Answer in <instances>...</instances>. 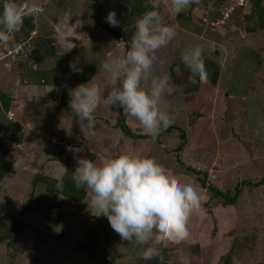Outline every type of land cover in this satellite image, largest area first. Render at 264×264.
Returning <instances> with one entry per match:
<instances>
[{"label": "rangeland", "instance_id": "1", "mask_svg": "<svg viewBox=\"0 0 264 264\" xmlns=\"http://www.w3.org/2000/svg\"><path fill=\"white\" fill-rule=\"evenodd\" d=\"M130 1L103 0L101 19L115 11L121 23L112 28L123 39L105 37L113 52L102 57L106 49L98 41L106 47L103 36L109 34L96 25L95 0H18L23 9L35 5L43 12L35 21L26 16L11 43L0 46V94L13 99L8 114L0 105V162L10 165L0 180V264H148L141 258L146 246L122 241L108 219L93 216L87 202L68 201L52 182L66 184L67 175L74 185L77 158L98 161L120 152L154 158L173 178H190L200 194V209L190 219V226L202 230L200 238L192 230L186 242L194 243L169 242L158 249L163 264H224L220 258L233 244V264L263 263L264 182L258 184L264 181V28L258 10L264 0H200L177 15L170 0H156L163 21L176 31L157 55L167 59L178 88L165 102L174 120L170 127L186 133L180 154L179 131L155 140L127 138L116 128L122 110L101 104L94 114L95 136L85 137L69 109V90L80 84L93 79L108 90L99 67L127 52L141 16ZM147 4H141L144 12ZM195 47L208 72L203 84L191 82L180 60ZM125 123L136 135L149 136L134 119L125 116ZM185 167L207 172V186L231 196L243 181L254 187H242L237 206L219 201L209 208L211 193ZM40 175L44 180L35 183ZM61 222L63 231L56 234L50 224ZM84 241L99 248L97 255L79 248Z\"/></svg>", "mask_w": 264, "mask_h": 264}, {"label": "clouds", "instance_id": "2", "mask_svg": "<svg viewBox=\"0 0 264 264\" xmlns=\"http://www.w3.org/2000/svg\"><path fill=\"white\" fill-rule=\"evenodd\" d=\"M199 3L200 0H170V11L177 15ZM146 7L149 10L134 21L127 52L107 58L99 67L108 90H102L93 79L69 90L70 112L85 137L95 136L94 114L101 104L122 110L153 140L174 123L165 97L178 88L167 70V59L157 54L176 37V31L163 21L156 0H148ZM42 12L39 6L23 9L18 0H0V46L11 43L26 16L35 21ZM105 22L111 27L121 23L115 11L108 13ZM180 60L192 83L207 82L208 72L199 47L184 53ZM71 179L77 190L84 189L90 197L86 202L93 216L106 217L122 241L146 246L141 253L144 260H153L157 250L169 242L188 238L191 216L201 205L200 194L190 178H173L157 160L144 154L120 152L98 161L77 158ZM56 190L63 191L62 180L57 182ZM50 227L60 234L64 225L61 222Z\"/></svg>", "mask_w": 264, "mask_h": 264}, {"label": "trees", "instance_id": "3", "mask_svg": "<svg viewBox=\"0 0 264 264\" xmlns=\"http://www.w3.org/2000/svg\"><path fill=\"white\" fill-rule=\"evenodd\" d=\"M95 1H96L97 6H98L97 7V14L95 17L96 24L99 27H101L105 32L109 33L111 36L119 39L121 36V33L118 30H115L114 28H112L108 23L105 22L104 19L103 20L101 19L100 14L103 12V10L105 8V4L103 3V0H95ZM146 1L147 0H131L129 2V6L131 7L132 10L135 9L139 15H142V13H144L143 9H145V8L143 6H141V4L146 2ZM258 11H259L258 12V21H259V23H261L260 24L261 27L264 28V9H259ZM34 28H35V26L32 25L30 30H33ZM30 32H32V31H30ZM55 55L56 54L54 52V54L52 56L55 57ZM62 60L67 61V57L62 58ZM0 101H1L0 105H1L2 110L7 112V114H8L9 110H10V104L12 103L13 99L7 94H0ZM116 128L120 129L127 138H130L133 140H141V139H147V138L152 139L150 136L136 135L135 133H133L132 130L130 129V127H128V125L125 123V115L124 114H122L120 116L119 121L116 124ZM174 131L180 132L181 140L183 141L178 146V148H176V150H175V153L180 154L186 145V133L183 130H181L179 128H175V127H170L169 129L162 131L161 134L159 135V137H157V138L161 139L164 136H169ZM177 163L183 166V164L180 163L179 160L177 161ZM9 171H10V165L5 161L0 162V180ZM185 171L187 173L194 174L195 177H197V184L201 185L202 188L207 189L211 193L212 196L210 197V202H208L209 208L211 206H215L216 203L219 201L225 207L237 206L238 199H239L240 195L242 194V187L244 185L254 187V185H251V184L247 185V182L243 181L242 184L240 183L241 188L240 189L238 188L237 191H235V194L231 196V194L228 192L225 193V192H223L217 188L207 186V182H208L207 179L209 177L207 172L197 171L191 167H185ZM42 180H44V178L41 175L37 176L35 183H38L39 181H42ZM58 181L59 180H52L55 187H56V184ZM64 181L66 184L63 183V188H65V189H63V191L59 192V193H62V195L65 196L68 199V201H70L72 203L73 202H78V203L86 202L87 193L85 191L83 192L82 189L77 190L72 183H68L69 181L67 179V175L65 176ZM263 182L264 181L262 180L258 185L262 184ZM27 209H31V208L29 207ZM106 219H107L106 217L101 216V220L104 221ZM24 240L27 242H30L29 239H24ZM203 241H205V240H203ZM235 247H236L235 244H233V247L231 248L229 253L225 257L220 258V261L222 260V262L224 264H233V261H232L233 256H234L233 250ZM79 248L82 251L88 252L90 255H97L96 252L99 249L93 243H88L86 241H84ZM163 250H164V248L161 249L160 252ZM149 261L150 260H146V262L148 264H158V263L163 264L164 263V261L161 259V255H159V253H157V255L154 258V261L152 263H150L151 261L150 262ZM260 264H264V262L260 263Z\"/></svg>", "mask_w": 264, "mask_h": 264}, {"label": "crops", "instance_id": "4", "mask_svg": "<svg viewBox=\"0 0 264 264\" xmlns=\"http://www.w3.org/2000/svg\"><path fill=\"white\" fill-rule=\"evenodd\" d=\"M81 1V0H80ZM91 1V0H90ZM78 5L79 4H76V9H79L80 10V12L82 13V14H85L83 11H86L87 9L82 5L81 7H78ZM92 5V4H91ZM89 11H91L92 9L91 8H89L88 9ZM49 17V16H48ZM80 20L81 21H79L80 22V25L82 26L83 25V23H84V20H82V18H80ZM46 23H47V21H46ZM45 23V24H46ZM97 25V24H96ZM176 25H177V23H176ZM98 26V25H97ZM99 27V26H98ZM100 29H101V31L103 30L101 27H100ZM104 31V30H103ZM102 31V32H103ZM102 34H104V33H102ZM101 34V35H102ZM111 37V35H104L103 37L105 38V37ZM109 37V38H110ZM101 38V37H100ZM112 38V37H111ZM105 40H106V42L105 43H107V45H106V47H104L105 45H103L102 43H101V41H100V39H99V41H98V43H99V45H101L104 49H106L105 50V53L102 55V57L103 56H107V55H109V54H111L112 52H113V47H112V45H110L109 43H108V41H107V39L105 38ZM108 46V47H107ZM108 52H110V53H108ZM59 53H61L60 51H59ZM84 203H86V202H84ZM219 209L217 208V211H218ZM220 213V212H219ZM192 230H194V233H192L193 234V238H194V234L196 233H199V236L197 237L198 239L200 238V234H201V232H202V230H200V227L198 228H196V227H194V226H190V232L192 231ZM195 230H197V231H195ZM191 234V233H190ZM189 238V237H188ZM188 238H186L185 240H183V241H180V242H174V244H178V245H180V244H182V243H186L185 245H190V243L192 242V243H194L195 242V240H189L190 242H186V240L188 239ZM202 240V239H201ZM188 241V240H187ZM197 241V243H200L201 244V241H199V240H196ZM201 248V250H203V248L202 247H200Z\"/></svg>", "mask_w": 264, "mask_h": 264}]
</instances>
